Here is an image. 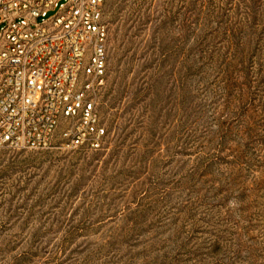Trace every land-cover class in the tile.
<instances>
[{
  "label": "rangeland",
  "instance_id": "374dc122",
  "mask_svg": "<svg viewBox=\"0 0 264 264\" xmlns=\"http://www.w3.org/2000/svg\"><path fill=\"white\" fill-rule=\"evenodd\" d=\"M103 20L102 148H0V264H264V0Z\"/></svg>",
  "mask_w": 264,
  "mask_h": 264
},
{
  "label": "built area",
  "instance_id": "2783aa9c",
  "mask_svg": "<svg viewBox=\"0 0 264 264\" xmlns=\"http://www.w3.org/2000/svg\"><path fill=\"white\" fill-rule=\"evenodd\" d=\"M104 4L0 0V148H47L60 125L67 147L102 148L106 131L97 99L106 75Z\"/></svg>",
  "mask_w": 264,
  "mask_h": 264
}]
</instances>
